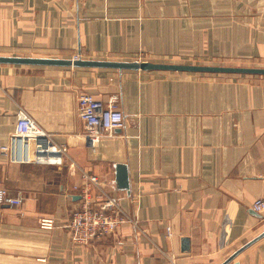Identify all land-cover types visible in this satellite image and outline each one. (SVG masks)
Masks as SVG:
<instances>
[{
	"label": "crops",
	"instance_id": "1",
	"mask_svg": "<svg viewBox=\"0 0 264 264\" xmlns=\"http://www.w3.org/2000/svg\"><path fill=\"white\" fill-rule=\"evenodd\" d=\"M0 56L264 67V0H0ZM213 75L0 64V145L23 110L67 147L59 166L0 154V186L23 201L0 205V264H222L262 233L264 79ZM82 93L114 100L124 118L92 146ZM117 164L128 190L115 186ZM83 172L132 223L80 246L66 224ZM234 262L264 264V237Z\"/></svg>",
	"mask_w": 264,
	"mask_h": 264
},
{
	"label": "built area",
	"instance_id": "2",
	"mask_svg": "<svg viewBox=\"0 0 264 264\" xmlns=\"http://www.w3.org/2000/svg\"><path fill=\"white\" fill-rule=\"evenodd\" d=\"M76 59L78 56L72 58ZM77 106L78 116L84 124L83 135L90 146L123 126V114L114 100L104 102L91 94L82 93L78 97ZM0 154L10 164L59 166L67 155V147L56 144L49 133L41 129L23 110H19L14 131L9 135L8 141L0 145ZM81 178L82 185L75 187L80 204L72 210L66 228L73 243L85 246L108 237L122 225L132 223V220L111 198L97 199L92 194L93 188L101 186L95 175L83 172ZM22 203L21 198L12 197L0 186V205L19 207ZM253 209L262 213L263 199L254 201ZM39 225L42 229L54 227L53 220L46 218L41 219ZM165 264H177L176 259L169 256Z\"/></svg>",
	"mask_w": 264,
	"mask_h": 264
},
{
	"label": "water",
	"instance_id": "3",
	"mask_svg": "<svg viewBox=\"0 0 264 264\" xmlns=\"http://www.w3.org/2000/svg\"><path fill=\"white\" fill-rule=\"evenodd\" d=\"M0 64L3 65H30V66H59L74 68H100L115 70H141V71H174V72H195V73H214V74H239L264 76V68L257 67H237V66H210L193 64H174V63H154L149 61H95L82 59H54V58H33L18 56H0ZM115 186L117 189L128 190L129 178L127 167L122 164L115 166ZM264 237V231L257 237L246 243L235 251L224 263L229 264L239 253L245 250L255 241ZM181 251H189L188 238L181 239ZM230 264H238L237 262Z\"/></svg>",
	"mask_w": 264,
	"mask_h": 264
},
{
	"label": "rangeland",
	"instance_id": "4",
	"mask_svg": "<svg viewBox=\"0 0 264 264\" xmlns=\"http://www.w3.org/2000/svg\"><path fill=\"white\" fill-rule=\"evenodd\" d=\"M183 64V63H182ZM187 64V63H184ZM193 65H206V64H193ZM208 65V64H207ZM210 65V64H209ZM218 65H229V66H237V67H247L248 65L246 63H223V64H218ZM263 66V65H262ZM262 66L258 65H251L250 67H257V68H264ZM214 78H223V79H236V80H244V79H264V76H247V75H236V74H218V75H213Z\"/></svg>",
	"mask_w": 264,
	"mask_h": 264
}]
</instances>
